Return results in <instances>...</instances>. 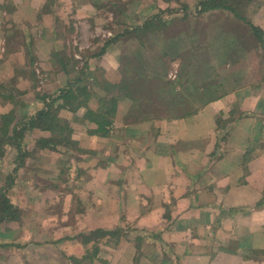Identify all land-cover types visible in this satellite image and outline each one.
<instances>
[{
  "label": "crops",
  "instance_id": "1",
  "mask_svg": "<svg viewBox=\"0 0 264 264\" xmlns=\"http://www.w3.org/2000/svg\"><path fill=\"white\" fill-rule=\"evenodd\" d=\"M80 2L0 0V83L14 80L21 94L36 93L35 85L22 88L35 80L30 49L35 64L43 63L53 77L51 86L71 80L66 72L52 74L50 61L57 59L61 24L68 27L64 20L82 11ZM250 19L264 32V5ZM228 21L252 66L228 84L222 99L195 115L175 117L177 107L146 105L118 91L107 136L94 133L98 126L86 119L87 109L62 111L82 152H34L36 141L50 133L28 131L36 138L33 154L6 174L8 198L21 216L0 222V264H264V56L242 21ZM121 51L108 47L99 65L104 75H95L100 85L124 78ZM25 105L26 117L44 107L35 100ZM12 109L1 103L0 118ZM220 115L229 122L218 132ZM96 231H119L121 237L116 245L112 239L84 245L82 237Z\"/></svg>",
  "mask_w": 264,
  "mask_h": 264
},
{
  "label": "rangeland",
  "instance_id": "2",
  "mask_svg": "<svg viewBox=\"0 0 264 264\" xmlns=\"http://www.w3.org/2000/svg\"><path fill=\"white\" fill-rule=\"evenodd\" d=\"M83 1L82 4L80 2L82 11L75 13L74 15L76 17L73 20H64V24H67L68 27L61 24L62 31L59 32L60 34L58 36L59 48L55 54L57 59L50 61L52 63V74H54V72L56 74L59 72H66L67 76H71V80L56 81L54 82L56 84L55 88L51 86L54 80L53 77L51 81L48 76L49 71L47 67L44 68L45 66L43 63L40 62V64H35V60L32 58L33 53L30 52V49L27 51L28 60H32L30 64L33 70L32 72H34L35 80L31 79L32 83L30 82L27 85H22V88H32L35 85V87L38 88L36 91L38 95L34 93V90L25 93V95L21 94L22 91L16 88L18 84H16L14 80L2 81L0 83V102L5 104L6 97L12 96L17 103V105L11 103V106L13 107L12 110L15 112L14 123L18 122V126L22 127L21 124H27L28 122L29 117L24 116L20 109L22 106H24V108L26 107L25 103L29 104L30 101L35 100L39 101L42 105V102L39 100L41 97H47L48 100L52 97H57L64 88H67L73 83L76 84L74 86L75 90L77 88L83 89L86 87L89 90L88 92L93 96L89 101L88 108H90L89 105H91V103H97L98 108L96 111H93L97 112L99 109H102L103 112H106L104 110L105 106H108V110H110L111 105L109 102L107 103L106 100L110 101L118 91L130 93V91L133 90L131 89L133 88V84L131 83L133 73H131L130 65L132 66L131 63L135 59L139 60V62L135 61L136 65L139 66L135 68L136 71L139 70L142 73L145 71L149 73H163L164 71L168 73V78L171 81L176 80V76L179 74L180 65H178L179 63L177 61L179 59L182 61L188 60L190 62L188 73L191 74V78L196 79L195 77H198L196 73L201 72L199 80L205 78L209 74L212 79H218L224 84L225 81L228 80L234 81L233 78L238 80L241 77L240 74L246 73L249 67L252 66V60H248L251 58V55L246 58L240 53V44L236 45L235 35L239 32H235V26L228 21L229 18L234 16L229 12L202 15L199 13V3L202 0L199 2L190 0L189 3L186 0H109L110 2L108 6H106L108 7L107 10L106 7L96 8V6H100L101 0H95L94 3L92 0H89V2L88 0ZM261 1L264 3L263 0H259V2L248 4L244 8V12L246 11L245 16L249 21H251L250 15L264 5ZM157 16H159L158 20L161 21H155L156 25L154 29L157 31L156 33L153 31L148 34L145 33L144 35L134 33L136 28L144 26ZM153 22L154 21H152V23ZM223 23H225L224 27H220ZM75 24H77V27H75L77 30H72L71 27H73V25L75 26ZM107 30H109V32H106ZM220 30H222L226 36L221 40L222 47L213 50L210 48V45L218 44L217 40L219 39L218 34ZM130 31L132 32L131 34H129ZM192 34H195V36L192 37ZM110 45H116L122 49L119 63H122L121 75H124V78H121L120 82L109 81L104 83L101 81L100 85L95 75L97 73L104 75V71L99 65ZM223 49L230 54L231 58H236L238 60L235 67L231 69L229 68L230 66H234L233 64L227 65L226 63L222 65L224 70L226 67L230 70L227 72L225 71L226 74L230 73V77H221V73L224 71L220 64L223 61L224 63L229 61L224 60L222 56ZM259 53L264 56L263 46L261 50L259 49ZM25 55L27 56L26 53ZM165 55H168L164 59L168 63L167 67L162 70L160 62ZM91 57L94 58L90 61ZM240 59L248 63V65H246V71L242 68L243 64L246 62H242ZM26 67L27 65L25 69ZM249 75L253 77L255 74L252 71ZM262 75L263 73L260 71L259 77H263ZM36 76H39V79H37ZM107 83L108 85H106ZM260 84V86H262L261 88H264V83ZM56 88L60 89L53 94ZM107 88L109 91L112 88L109 94L107 93ZM79 89H77V91ZM229 89H231L230 86ZM182 90H184L183 85H179L176 88L178 93H181ZM50 92L52 95L48 94ZM220 93H222V91ZM156 94L157 93H154L151 97L143 95L135 99H138L140 103L149 105L154 97H158ZM126 95L129 96V94ZM102 100L105 102L102 103ZM164 103L165 102L162 101V105ZM196 106L199 107L200 103L197 102ZM8 108L10 107H7V111H9ZM16 108H18V113H16ZM61 113L62 112H60V117L67 120ZM74 114L77 113H73V115ZM13 130L10 132L9 128L6 136H4L3 130L0 127V160L6 157L3 160L4 168L2 169L0 166V186L2 187L8 184L7 180H9V178L7 179L6 176H9L8 170H10V167L14 171L18 164H20V159H18L19 150L16 147L18 140ZM32 130L33 129L28 127L27 131L24 132L23 137L27 140H25L27 143L26 146L23 140H19L21 141L20 144L22 145V149L28 152V155L33 154L34 148L31 144V140H36L33 135L31 136V132H28ZM26 134L27 136L25 137ZM9 139L12 145H5L4 141Z\"/></svg>",
  "mask_w": 264,
  "mask_h": 264
},
{
  "label": "trees",
  "instance_id": "3",
  "mask_svg": "<svg viewBox=\"0 0 264 264\" xmlns=\"http://www.w3.org/2000/svg\"><path fill=\"white\" fill-rule=\"evenodd\" d=\"M259 0H202L199 3V13L200 14H209V13H218V12H229L234 16L235 19L242 21L244 25V29L247 30L248 33H251L253 37H255L256 41L260 43L259 47L260 49L262 46L264 47V32L257 28L252 24L251 21H249L244 12V8L251 3H257ZM157 16L154 20H151L147 22L144 26H141L139 28H136L134 33H150V32H157L154 29L155 21L159 22L161 20H158ZM152 21H154L152 23ZM153 28V29H151ZM235 32H239L235 29ZM132 32L130 31L129 34ZM239 34V33H238ZM137 36V35H136ZM195 36V34H192V37ZM226 36L222 30L221 33L218 34V38H224ZM237 35H235L236 37ZM236 39V45L240 44V42ZM218 44L210 45V48L213 50L220 49L222 47V41L220 39L217 40ZM201 55V54H200ZM168 55H165L163 57V60L160 62L162 66V70L167 67V61L164 60ZM222 56L224 57V60H229L228 62H221V68L223 64L229 65L233 64L234 66H230L229 69L235 67V64H237L238 60L236 58H231L230 54L224 51L222 52ZM141 59V58H139ZM235 62H234V61ZM136 62H139L138 59H135L132 61L131 73H133V78L131 83L133 84V89L130 91V93H126L131 95L134 99L140 96H153L154 93H156V90H158V96L154 97L153 101L150 102V104L154 103L157 104L161 109L163 107L171 108L177 107L180 112H177L175 117H181L186 118L190 117L192 115H195L202 107L206 106L209 103H212L214 101H218L219 99H222L224 95L227 94V91L229 89V83L231 80L225 81V84L218 79L211 78L209 74L199 80V77L201 75L200 73H196L194 78H191V74H189L188 67H190V62L188 60L182 61L181 59L177 60L178 65H180L179 74L176 76V80L171 81L168 78V73L164 72H147L145 71L142 73L141 71H136L135 68L139 67L136 65ZM144 64V63H142ZM201 64V63H199ZM219 66V68H220ZM129 68V69H130ZM227 67L224 70L223 73H221V77L228 76L229 74H226L227 71H230ZM141 70V68H140ZM216 70V69H214ZM226 71V72H225ZM143 74V75H142ZM207 78H211L210 80H207ZM240 79V78H239ZM233 80H236V78H233ZM137 82V83H135ZM187 82V84H186ZM239 83V81H237ZM76 84L73 83L72 85L68 86L67 88H64V90L61 91V93L57 97H52L51 99H47V97H41L39 100L43 103L44 107L37 112L35 115L28 118L27 126L26 127H20L18 125L14 126V135L16 136V139L18 140L17 148L19 150L18 159H20V164L15 168V171L17 172L19 168H21L24 165L25 158L28 157V152H25L24 149H22V145L20 144L23 140L24 132L27 131V128L30 129H37L42 132H48L50 133V137L46 138H39L36 141V146L34 149L35 151H42V150H50L53 152L59 151V148L61 147L62 150H66V152H82L80 147L78 146V143L72 139V135L74 133L71 124L60 117V112L67 110L72 113H77L82 108H87L86 113V119L89 122L95 123L98 126V131L94 132L98 135L107 136L108 130L107 127L112 124L111 118L115 115V110L112 108L110 110H107L106 112H103L102 109H99L97 112L91 110L88 108V104L90 99L93 97L88 91L86 87L83 89H77L75 90L74 86ZM108 85V83L106 84ZM179 85L184 86V90H182L181 93H178L176 91V88ZM232 84H230V87ZM114 88L113 86H110ZM110 89V91L112 90ZM1 90V86H0ZM107 93L109 94L110 91L107 88ZM77 91V92H76ZM222 91V93H220ZM139 94L140 96H136ZM2 97V96H1ZM168 97V98H165ZM158 98V101L156 102L155 99ZM138 100V99H136ZM107 103L111 106H114L118 102V97H113L110 101L106 100ZM162 101L165 102L162 105ZM5 102L9 105L14 104L17 105L14 98L12 96H8L5 99ZM102 103L105 101H101ZM200 103V106L197 107L196 103ZM195 104V105H194ZM110 107V106H109ZM235 111H231L230 115L233 116ZM166 115V113H163ZM15 112L12 110L9 113L3 114L0 118V127L3 130L4 136H6L10 125L14 123L15 121ZM224 115H220L216 118V124L218 126V132L223 131L224 125H226L229 120H225ZM19 128V129H18ZM5 145H12V143L9 140H5ZM1 144V143H0ZM8 184L5 186H0V222L4 221H12V220H19L20 219V211L11 203L10 199L8 198V189L12 185L10 184V181L7 180ZM121 232L114 231V232H106V231H96L92 232L88 236L82 237V243L84 245H90L96 243H102L104 239H112L113 244H117L121 237ZM107 243H110L108 241ZM94 249H98L97 246H94ZM84 259H88L85 257Z\"/></svg>",
  "mask_w": 264,
  "mask_h": 264
}]
</instances>
